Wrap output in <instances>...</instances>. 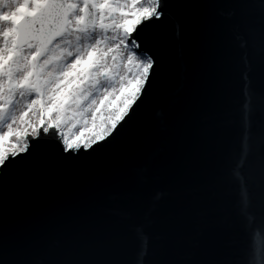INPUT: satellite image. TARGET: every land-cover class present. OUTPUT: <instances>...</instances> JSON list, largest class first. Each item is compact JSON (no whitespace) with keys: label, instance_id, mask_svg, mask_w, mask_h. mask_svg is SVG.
Segmentation results:
<instances>
[{"label":"snow or ice","instance_id":"1","mask_svg":"<svg viewBox=\"0 0 264 264\" xmlns=\"http://www.w3.org/2000/svg\"><path fill=\"white\" fill-rule=\"evenodd\" d=\"M218 0H0V264H86L72 244L41 245L18 238L16 221L43 195L92 178L103 163H118L123 182L143 210L155 206L147 175L154 164L146 154L151 120L140 116L157 85L166 81L168 32L184 27L193 41L210 46L197 14ZM241 15L251 48L260 56L250 65L249 110L259 114L264 131V0H230ZM240 25H234L239 31ZM227 107L222 94L215 115ZM179 144L191 109L161 104ZM173 112L175 115L173 117ZM251 126V121H250ZM208 186L222 193L231 185L235 161L221 154ZM248 206L232 207L238 216L254 215L264 230V157L242 173ZM221 248L196 264H264L250 244ZM164 264H190L172 253Z\"/></svg>","mask_w":264,"mask_h":264},{"label":"water","instance_id":"2","mask_svg":"<svg viewBox=\"0 0 264 264\" xmlns=\"http://www.w3.org/2000/svg\"><path fill=\"white\" fill-rule=\"evenodd\" d=\"M194 18L211 38L210 46L193 41L183 26L176 31L173 22L166 81L156 86L140 113L154 125L146 147L154 164L146 173L137 169L134 174L147 175L155 189V206L142 211L128 194L121 165L102 163L89 180L35 200L17 218L20 240L72 244L86 264H164L172 253L196 264L221 248L238 247L247 226L250 244L264 260V230L256 227L257 218L238 216L232 207L233 201L248 206L242 173L264 157L262 118L250 113L248 103L250 65L259 69L261 58L243 31L249 17L230 0H218L199 14L188 13L189 26ZM235 24L239 31H234ZM255 85L264 87L259 71ZM222 94L227 107L217 116ZM162 103L191 109L179 144L172 139ZM221 154L234 160L235 167L231 185L217 193L208 186V177Z\"/></svg>","mask_w":264,"mask_h":264}]
</instances>
